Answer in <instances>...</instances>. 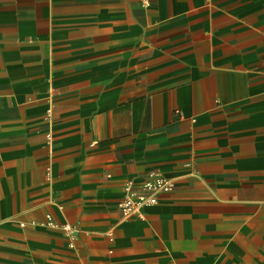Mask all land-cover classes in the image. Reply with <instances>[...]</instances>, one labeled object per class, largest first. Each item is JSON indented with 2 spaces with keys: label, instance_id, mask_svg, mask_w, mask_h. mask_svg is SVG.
Instances as JSON below:
<instances>
[{
  "label": "crops",
  "instance_id": "0c3cea01",
  "mask_svg": "<svg viewBox=\"0 0 264 264\" xmlns=\"http://www.w3.org/2000/svg\"><path fill=\"white\" fill-rule=\"evenodd\" d=\"M0 264H264V0H0Z\"/></svg>",
  "mask_w": 264,
  "mask_h": 264
},
{
  "label": "built area",
  "instance_id": "2783aa9c",
  "mask_svg": "<svg viewBox=\"0 0 264 264\" xmlns=\"http://www.w3.org/2000/svg\"><path fill=\"white\" fill-rule=\"evenodd\" d=\"M50 138V135H48L47 141H50ZM171 188L172 185L169 181L158 174L151 173L147 176V180L143 183L141 192H134L131 183H127L125 185L122 199L117 206L118 210L122 214L123 218H129L136 215L143 207L156 204V193L168 192ZM45 220L48 227L59 228L62 231L64 238L67 240V246L72 249L74 247L73 227L69 224L57 226L52 222L49 215L45 216Z\"/></svg>",
  "mask_w": 264,
  "mask_h": 264
}]
</instances>
